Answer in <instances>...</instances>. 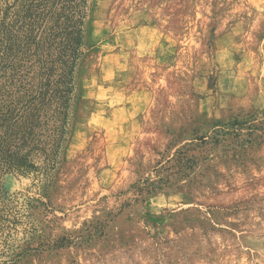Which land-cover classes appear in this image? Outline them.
I'll return each mask as SVG.
<instances>
[{"label":"rangeland","instance_id":"rangeland-1","mask_svg":"<svg viewBox=\"0 0 264 264\" xmlns=\"http://www.w3.org/2000/svg\"><path fill=\"white\" fill-rule=\"evenodd\" d=\"M0 264H264V0H0Z\"/></svg>","mask_w":264,"mask_h":264},{"label":"bare ground","instance_id":"bare-ground-1","mask_svg":"<svg viewBox=\"0 0 264 264\" xmlns=\"http://www.w3.org/2000/svg\"><path fill=\"white\" fill-rule=\"evenodd\" d=\"M133 39L132 35H128L127 38H126V48H127V51H129L130 49V46L129 44L131 43L130 40ZM121 47V46H120ZM137 50V49H136ZM133 51V50H132ZM131 52V51H130ZM118 54V53H117ZM132 54V53H131ZM121 55V54H120ZM125 56V55H124ZM129 59V58H128ZM97 60V59H96ZM108 60V59H107ZM106 61V60H105ZM111 61V60H110ZM91 63L93 62H90V63H85L84 65V68H83V73L84 75H86V72L87 74L89 73V69L91 68ZM94 64V63H93ZM120 66V65H119ZM102 67V66H101ZM120 68V67H119ZM90 79H91V82L92 83H95V79L93 78V76L90 75ZM86 84V88H87V80L85 81ZM111 82H109L108 84H110ZM89 84V82H88ZM113 84V83H112ZM110 85V87L108 88V90L106 91H103L101 93L102 97H101V100H99L100 102H97L96 105L93 104V102L90 104V105H86L84 107V111L83 113L85 112L86 114L88 115H93V114H97L99 109L104 107L106 109H113L115 107L116 104H118L119 100H120V95L118 94V90H117V86L115 84L113 85ZM103 87V86H102ZM106 87V86H105ZM121 89V88H120ZM93 104V105H92Z\"/></svg>","mask_w":264,"mask_h":264}]
</instances>
